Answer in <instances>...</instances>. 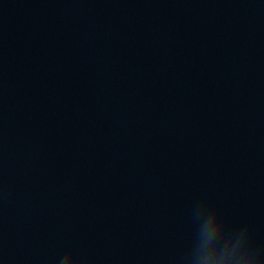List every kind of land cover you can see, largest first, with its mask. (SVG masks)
<instances>
[{
  "label": "clouds",
  "instance_id": "1",
  "mask_svg": "<svg viewBox=\"0 0 264 264\" xmlns=\"http://www.w3.org/2000/svg\"><path fill=\"white\" fill-rule=\"evenodd\" d=\"M194 221L199 222L195 243L182 257L181 264H261V254L252 247L246 227L231 235L226 234L225 221L219 210H210L206 203L195 210ZM238 234L242 242L231 245L230 241ZM65 256L74 259L72 252Z\"/></svg>",
  "mask_w": 264,
  "mask_h": 264
}]
</instances>
